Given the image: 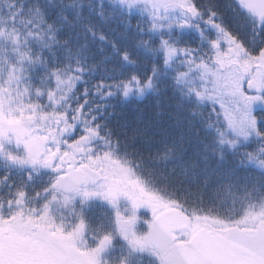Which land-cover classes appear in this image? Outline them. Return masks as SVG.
Here are the masks:
<instances>
[{"label":"snow or ice","instance_id":"snow-or-ice-1","mask_svg":"<svg viewBox=\"0 0 264 264\" xmlns=\"http://www.w3.org/2000/svg\"><path fill=\"white\" fill-rule=\"evenodd\" d=\"M0 264H264V0H0Z\"/></svg>","mask_w":264,"mask_h":264}]
</instances>
